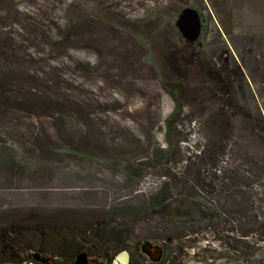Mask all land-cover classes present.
<instances>
[{
	"label": "rangeland",
	"instance_id": "374dc122",
	"mask_svg": "<svg viewBox=\"0 0 264 264\" xmlns=\"http://www.w3.org/2000/svg\"><path fill=\"white\" fill-rule=\"evenodd\" d=\"M184 8H201L211 18L193 45L175 28ZM9 40L20 47L21 67L11 66L23 73L30 95L42 94L38 82L52 85V98L60 105L53 111L72 124L74 137L60 139L52 126L55 118L30 116L29 97L26 117L0 120V146L33 168L27 177L26 170L0 171V212L78 209L100 212L91 213L96 220L112 207L136 206L154 194L164 176L181 172L182 157L203 150L212 117L217 125L228 122L222 125V137L228 138L225 163L235 166L243 156L264 160V0H0V46ZM53 42H63L64 50ZM161 82L178 91L182 107L169 130L164 121L174 103ZM233 102L243 110L236 112ZM166 141L171 161L159 168L153 152L166 149ZM58 147L75 155L57 156L52 151ZM41 162L46 169L36 171ZM128 165L137 178L127 175ZM21 217L27 223L26 214ZM169 231L158 217L131 230L133 242L149 243L152 235ZM190 231L186 251L175 254L176 264L264 263V244L236 256L219 245L213 230ZM26 251L18 256L26 264L54 262ZM85 258L71 264L93 259Z\"/></svg>",
	"mask_w": 264,
	"mask_h": 264
},
{
	"label": "trees",
	"instance_id": "16d2710c",
	"mask_svg": "<svg viewBox=\"0 0 264 264\" xmlns=\"http://www.w3.org/2000/svg\"><path fill=\"white\" fill-rule=\"evenodd\" d=\"M35 30L39 31V28ZM50 44L60 51L65 48L63 42ZM0 55L3 56L0 63V120L26 117V97H29L27 107L30 116L55 118L52 126L56 135H62L60 139L64 136L73 138L72 124L65 120L63 114L53 111L60 107L52 98L55 88L38 82L42 94L32 96V92L26 89L23 73L12 68L21 67L19 62L22 58L17 43L6 41L0 46ZM208 85L215 87L212 83ZM160 86L174 103L171 114L164 121L169 130L170 123L181 114L182 107L176 89L165 82H161ZM44 90L52 95H45ZM18 105H23V108ZM233 108L236 112L243 110L237 102H233ZM211 119L213 128L203 150L185 160L182 157L179 160V164H184L181 172L164 176L166 179L154 194L136 206L112 207L102 211L101 217L96 220L91 219V213L100 212L78 209H12L0 212V250L7 253L5 259L0 257V264H26V258L18 257L23 255L24 250L43 259L53 258V264H61L59 259L71 264L80 256L93 257L87 264H112L117 254L130 249H134L136 255L130 252L128 264H176L175 254L181 253L183 233L202 226L213 230L219 245L236 256L244 255L254 245L264 244V160L243 156L238 158L240 162L235 166L225 163L224 141L228 138L222 137L225 134L222 125L228 122L224 119L217 125L215 117ZM230 132L233 129L230 128ZM168 137L169 134L166 135ZM232 138L230 134L229 140ZM239 138L236 139L241 141ZM166 145V149H155L153 152V163L159 168H166L171 161L169 141ZM73 151L58 147L52 153L73 156ZM30 165L17 152L0 146V171L16 174L26 170L29 176ZM38 165L36 171L46 169V164L41 162ZM124 170L130 177H138L133 166H125ZM24 214L27 223L21 217ZM154 217L166 220L173 232L159 237L151 234L150 239L160 247L161 256L156 254L154 260H149L140 253L139 244L129 248L127 241L131 239V230L135 225ZM199 232L192 231L191 234ZM248 239L254 242L250 245L246 242ZM171 244H175L176 248H171ZM136 257H144L146 261ZM97 259L100 260L97 262ZM29 263L37 262L32 259Z\"/></svg>",
	"mask_w": 264,
	"mask_h": 264
},
{
	"label": "water",
	"instance_id": "95a60500",
	"mask_svg": "<svg viewBox=\"0 0 264 264\" xmlns=\"http://www.w3.org/2000/svg\"><path fill=\"white\" fill-rule=\"evenodd\" d=\"M175 28L186 43L189 45L195 44L199 40L201 32V22L198 12L191 8H184L175 21ZM155 253L158 257L161 256L160 250L155 251ZM85 257L80 256L77 259L85 261ZM114 264H128V255L126 253L120 254Z\"/></svg>",
	"mask_w": 264,
	"mask_h": 264
},
{
	"label": "flooded vegetation",
	"instance_id": "af4514ba",
	"mask_svg": "<svg viewBox=\"0 0 264 264\" xmlns=\"http://www.w3.org/2000/svg\"><path fill=\"white\" fill-rule=\"evenodd\" d=\"M200 16V22H201V32H200V37L202 36L203 34V30L205 28V26L207 27V25L209 24V22L211 21V18H206L203 14V10H196ZM200 39V38H199ZM189 237H190V234L188 233V231H185L182 235V250L186 251V248H187V243H189ZM126 241V240H125ZM139 244V248H140V251L143 250L144 254L146 255V258L149 259V260H154L156 258V253L155 251L159 250L160 247L155 244V243H149V242H144V241H141V242H133V233L131 235V239H129L127 241V245L129 246V248L132 246V247H135ZM122 253H126L128 255V260H130L131 258V255H130V251H124ZM120 253V254H122ZM120 254H117L115 257H114V261L116 260V258L120 255ZM113 261V263H114ZM112 263V264H113Z\"/></svg>",
	"mask_w": 264,
	"mask_h": 264
},
{
	"label": "crops",
	"instance_id": "0c3cea01",
	"mask_svg": "<svg viewBox=\"0 0 264 264\" xmlns=\"http://www.w3.org/2000/svg\"><path fill=\"white\" fill-rule=\"evenodd\" d=\"M26 177H27V175H26Z\"/></svg>",
	"mask_w": 264,
	"mask_h": 264
}]
</instances>
